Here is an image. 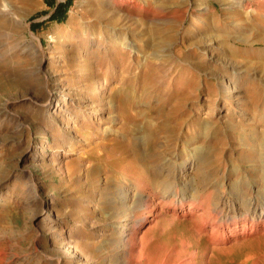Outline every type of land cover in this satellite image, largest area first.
I'll return each mask as SVG.
<instances>
[{"label":"rangeland","instance_id":"374dc122","mask_svg":"<svg viewBox=\"0 0 264 264\" xmlns=\"http://www.w3.org/2000/svg\"><path fill=\"white\" fill-rule=\"evenodd\" d=\"M51 1L0 0V237L11 228L0 253L11 264H122L109 201L131 190L133 166L181 189L223 183L264 209V0L257 13L239 6L253 0H154L156 17L124 5L98 20L102 0H70L61 21L51 16L67 0ZM181 214L153 209L137 229L145 251L193 240ZM250 239L260 256L246 264H264V233ZM208 243L192 247L196 264L247 252L202 256Z\"/></svg>","mask_w":264,"mask_h":264},{"label":"bare ground","instance_id":"6f19581e","mask_svg":"<svg viewBox=\"0 0 264 264\" xmlns=\"http://www.w3.org/2000/svg\"><path fill=\"white\" fill-rule=\"evenodd\" d=\"M99 3L104 9H97L96 20L105 19L106 16L109 15V6L118 8L120 6L128 5L132 9L138 7L140 12H143L144 10L146 13H148V15H151V17L155 16V10L158 8L154 0H144L142 2V7H139L137 0H102ZM239 6L242 8L245 6L252 8V6H254L255 9H253V11L255 13L260 12V3L256 0H253L251 3H246L245 5H243L240 1ZM72 12L70 14L71 18L68 20V26H71L73 23L72 20L74 18V14ZM148 15L143 17L139 13V18L143 21H147L151 18H149ZM107 19L112 20L110 18ZM118 20H120V18H118L117 21ZM115 22L112 24H115ZM58 30L61 32L63 29ZM124 42L123 40L118 41L120 48L128 49L129 47ZM228 73H230V71L225 75ZM192 80L195 81V79ZM220 84L221 83L219 82V85ZM224 86L225 85H223V87ZM103 88L104 85L102 82H100L96 94H99ZM118 104L122 118L128 122L130 107H126L127 104L121 99L118 100ZM260 121L264 122V118L260 119ZM132 170L133 172L131 173V178L133 187L131 190L123 189L121 187L122 185L120 184L121 186L118 188L120 195L114 196L111 198V201H109V205H111V207L113 206L111 208L112 212L109 214V217L112 220V226L122 223L119 231H116L118 234L116 235V233H114V235L117 236L116 239L125 241V245L128 246V249L125 250L124 253L115 257V260H122V264H196L194 259L197 257V252L192 250V247L195 244L197 246L202 238H205L209 242L207 245H205L202 256H204L207 252H213L214 250H217V253H229L236 248H241L245 249L247 252H245L246 255L239 264H246V262L253 257L259 258L260 254H256L254 251V245H256L255 242L257 240L250 238L257 233H260V235L261 233H264V209L263 207H259L260 202L250 198L251 194H248L247 197L241 198V195L238 196L237 191L230 194L226 193L224 186L225 184L223 183L209 185L208 187L202 186V190L198 191H194L192 189L187 190V188L181 189L179 188V182L177 183L171 181L168 175L160 174L158 170L150 171L146 175H138L140 173H138L137 166H133ZM87 171L86 172L89 173V175L94 174L96 168L93 167L90 171ZM132 190H134L135 193L129 197V192H132ZM214 196L216 200L218 198L217 202L210 203V200ZM233 200H239V204L235 206V204H232ZM157 203L159 206L161 205L164 208H169L173 211L177 210L178 212L180 211L182 213L181 216L185 220H189L191 222L190 229L192 231L191 235L193 236V240L190 238L183 241L179 240L178 242L174 243L173 246L171 245L170 248L165 247L161 254H159L158 257L156 256V258L154 254V256L151 255L152 252H147L144 249L145 244L143 242H145L147 239L146 235L148 234V230L141 237H138L137 229L141 228L145 223L150 221L149 218L153 213V209L157 207ZM261 203L263 204L264 201L261 200ZM10 229L11 228H8V234L0 237V246H2L3 240L7 239L11 234ZM60 231L58 230L55 232L58 234ZM136 241L141 243L139 246L140 248L138 249L134 248V246L138 245H135ZM229 242L232 243L231 247L229 248L210 247V245L216 246ZM147 247L148 246H146V248ZM6 256V252L3 251L0 253V261L2 264H11L12 262L15 263V259L6 258ZM216 261L217 260H215V262ZM215 262H212L211 259L205 260L200 264H214Z\"/></svg>","mask_w":264,"mask_h":264},{"label":"trees","instance_id":"16d2710c","mask_svg":"<svg viewBox=\"0 0 264 264\" xmlns=\"http://www.w3.org/2000/svg\"><path fill=\"white\" fill-rule=\"evenodd\" d=\"M46 2L50 5H54L53 1H51V0H46ZM69 4H70V0H67V2H65V3H60L56 7L55 12L52 14L51 18L58 20V21H61L64 17V13L66 12V9H67Z\"/></svg>","mask_w":264,"mask_h":264}]
</instances>
